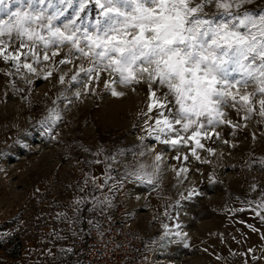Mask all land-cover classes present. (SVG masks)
I'll return each mask as SVG.
<instances>
[{"label":"rangeland","instance_id":"obj_1","mask_svg":"<svg viewBox=\"0 0 264 264\" xmlns=\"http://www.w3.org/2000/svg\"><path fill=\"white\" fill-rule=\"evenodd\" d=\"M249 7H264V0ZM93 17L94 12L89 21ZM36 67L37 73L21 76L0 59V252L9 259L29 253L50 257L82 237L91 228L88 219L101 225L110 217L140 236L144 264H264V214L256 215V202L264 200V118L245 120L243 112L224 109L225 120L237 126L215 128L218 135L201 140L197 159L191 142L174 148L144 131L147 83L113 85L123 93L119 97L93 83L94 93L84 94L81 84L70 82L77 70L72 64ZM49 70L52 76L45 79ZM49 109L60 113L55 126L40 123ZM117 151L123 155L113 175L123 176L126 165H142L145 179L127 177L105 215L80 205L83 219L70 225L73 201L84 195L78 187L85 173L101 177L105 165L94 161ZM193 189L197 194L189 197ZM165 231L172 235L161 241Z\"/></svg>","mask_w":264,"mask_h":264},{"label":"snow or ice","instance_id":"obj_2","mask_svg":"<svg viewBox=\"0 0 264 264\" xmlns=\"http://www.w3.org/2000/svg\"><path fill=\"white\" fill-rule=\"evenodd\" d=\"M252 3L253 0H0V59L11 62L21 76L23 72L37 73L36 66L49 61L72 64L77 70L70 82L73 86L81 84L84 94L94 93L93 83H102L114 97L123 93L113 85L147 83L149 103L144 131L174 148L191 142L195 145L192 155L196 156V149L204 147L202 139L218 135L215 128L225 123L237 126L225 120L224 109L243 112L241 118L245 120L255 114L264 118V7L252 9ZM92 12L94 17L89 21ZM104 73L110 78L103 79ZM49 76L51 70L44 78ZM59 82L65 83L63 75ZM80 95L76 93L77 98ZM60 119L56 109H49L40 123L55 126ZM46 131L51 128L46 127ZM102 152L103 149L94 155ZM122 155L117 151L103 161H94L105 165L101 177L85 173L78 187L84 195L73 201L75 218L67 219L70 225L83 219L80 205L90 204L89 213L105 215L114 207L115 193L127 177L145 179L142 165L139 169L126 165L123 176L113 175ZM155 158L159 160L160 156ZM147 182L152 183L150 176ZM97 191L100 195L94 194ZM196 194L193 189L188 196ZM256 208V215L262 216L264 200L256 202ZM87 223L103 235L98 221L90 218ZM72 235L80 236L75 229ZM170 235L165 231L160 240ZM64 251L73 253L72 248Z\"/></svg>","mask_w":264,"mask_h":264},{"label":"built area","instance_id":"obj_3","mask_svg":"<svg viewBox=\"0 0 264 264\" xmlns=\"http://www.w3.org/2000/svg\"><path fill=\"white\" fill-rule=\"evenodd\" d=\"M96 228H87L82 238L74 240L66 251L55 252L45 261L50 264H144L140 236L117 219H106Z\"/></svg>","mask_w":264,"mask_h":264},{"label":"crops","instance_id":"obj_4","mask_svg":"<svg viewBox=\"0 0 264 264\" xmlns=\"http://www.w3.org/2000/svg\"><path fill=\"white\" fill-rule=\"evenodd\" d=\"M44 255H38L35 253H29L28 255H20L17 258L9 259L2 252H0V264H50L45 263V261L49 258H43Z\"/></svg>","mask_w":264,"mask_h":264}]
</instances>
